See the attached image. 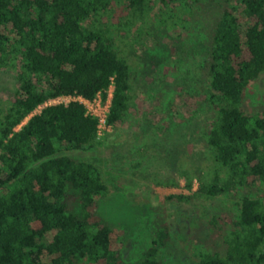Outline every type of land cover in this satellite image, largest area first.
I'll list each match as a JSON object with an SVG mask.
<instances>
[{
	"label": "trees",
	"instance_id": "16d2710c",
	"mask_svg": "<svg viewBox=\"0 0 264 264\" xmlns=\"http://www.w3.org/2000/svg\"><path fill=\"white\" fill-rule=\"evenodd\" d=\"M119 1L0 0V71L14 70L17 80L0 111V264H125L113 228L97 213L107 192L98 167L56 154L96 149L110 135L96 137V120L78 100L44 105L61 96L105 97L113 84L108 123L127 115L131 67L111 27L89 22ZM127 1L130 21L152 8L149 0ZM157 1L164 27L185 22L180 9L191 13L193 0ZM214 22L206 99L215 114L203 132L212 165L193 193L206 197L264 184V112L241 110L264 71V0L227 1ZM238 204L235 216L207 220L223 247L199 251L195 264H264V199L242 195ZM168 237L160 224L137 264H160Z\"/></svg>",
	"mask_w": 264,
	"mask_h": 264
},
{
	"label": "rangeland",
	"instance_id": "374dc122",
	"mask_svg": "<svg viewBox=\"0 0 264 264\" xmlns=\"http://www.w3.org/2000/svg\"><path fill=\"white\" fill-rule=\"evenodd\" d=\"M227 1L233 0H193L191 13L180 9L176 14L185 19L179 26L159 24L157 0H149L152 8L142 18L130 21L128 1L120 0L97 21H89L111 27L116 50L131 67L130 108L114 124L105 145L56 154L98 167L107 192L98 198L97 213L113 228L112 241L125 264L139 262L162 223L169 237L160 250V264H195L199 251L223 247V238L207 223L211 216H235L242 195L264 199L261 182L236 186L213 197L193 194L200 176L212 165L203 136L215 114L206 99L209 41L214 21ZM16 87V72L0 71V111ZM71 99L61 96L44 105ZM241 110L245 114L264 112V71L248 85ZM188 178H192L190 187Z\"/></svg>",
	"mask_w": 264,
	"mask_h": 264
},
{
	"label": "built area",
	"instance_id": "2783aa9c",
	"mask_svg": "<svg viewBox=\"0 0 264 264\" xmlns=\"http://www.w3.org/2000/svg\"><path fill=\"white\" fill-rule=\"evenodd\" d=\"M113 84L105 90V97L98 93L92 99H86L81 96L71 97V100H78L83 104L85 115L93 117L96 120V137L102 138L110 134L114 125L108 123L109 108L111 105ZM70 97V96H68Z\"/></svg>",
	"mask_w": 264,
	"mask_h": 264
}]
</instances>
